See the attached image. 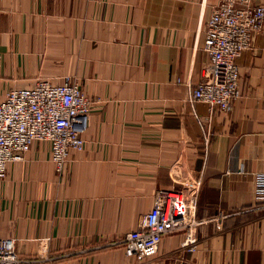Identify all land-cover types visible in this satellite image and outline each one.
<instances>
[{"label":"crops","instance_id":"0c3cea01","mask_svg":"<svg viewBox=\"0 0 264 264\" xmlns=\"http://www.w3.org/2000/svg\"><path fill=\"white\" fill-rule=\"evenodd\" d=\"M217 2L0 0V101L39 81L77 83L90 101L84 146L61 173L48 142L7 165L0 236L21 264H264V24L235 60L231 108L188 100ZM196 180L194 250L174 231L156 255L126 257L118 241L155 193Z\"/></svg>","mask_w":264,"mask_h":264},{"label":"built area","instance_id":"2783aa9c","mask_svg":"<svg viewBox=\"0 0 264 264\" xmlns=\"http://www.w3.org/2000/svg\"><path fill=\"white\" fill-rule=\"evenodd\" d=\"M264 24V5L254 0H218L204 25L202 49L208 56L203 77L192 90L190 103L202 102L210 110L227 112L239 96V73L235 62L250 46L252 35ZM90 101L74 82L52 85L39 81L29 88L11 89L0 101V182L7 165L21 161L35 142H48L51 161L61 173L70 150L84 146ZM199 182L158 190L150 210L142 214L134 230L118 241L124 254L142 262L157 254L162 238L184 233L183 247L193 251V232ZM257 202L264 203V173L254 180ZM0 264H21L14 239L0 236Z\"/></svg>","mask_w":264,"mask_h":264}]
</instances>
